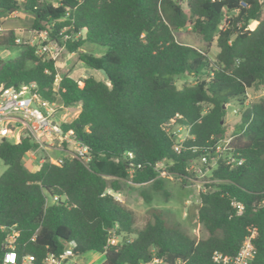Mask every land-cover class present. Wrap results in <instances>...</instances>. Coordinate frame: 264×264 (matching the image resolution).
<instances>
[{
    "label": "trees",
    "instance_id": "16d2710c",
    "mask_svg": "<svg viewBox=\"0 0 264 264\" xmlns=\"http://www.w3.org/2000/svg\"><path fill=\"white\" fill-rule=\"evenodd\" d=\"M245 1L247 7L240 0H0V16L29 12L33 30H46L67 52L106 74L82 77L78 84L64 73L55 85L54 60L38 56L35 46L15 43L12 31L0 35V46L22 47L13 59L0 57V85L35 83L42 98L79 105L62 130L72 129L89 157L59 165L45 157L29 170L23 159L36 143L30 137L0 140L6 165L0 175V260L12 228L20 255L58 253L74 240L77 255L105 252L100 264H146L152 256L169 264H218L214 251L235 255L255 232L250 264H264V96L246 105L247 91L264 85V0ZM249 20L252 26L257 21L253 29L246 28ZM187 25L207 45L215 42L214 58L176 40L174 32ZM85 43L105 52L81 51ZM181 75L193 83L177 87L174 79ZM230 101L248 107L246 122L242 118L231 132L243 163L219 162L200 190L195 218L202 236L195 238L155 211L137 228L134 211L107 191L118 192L129 181L166 193L155 168L164 158L172 160L167 170L185 184L192 177L187 163L226 135ZM176 113V124L189 131L180 153L173 150L167 125ZM53 196L58 200L48 201ZM232 201L242 204L240 213ZM113 229L121 243H108Z\"/></svg>",
    "mask_w": 264,
    "mask_h": 264
},
{
    "label": "built area",
    "instance_id": "2783aa9c",
    "mask_svg": "<svg viewBox=\"0 0 264 264\" xmlns=\"http://www.w3.org/2000/svg\"><path fill=\"white\" fill-rule=\"evenodd\" d=\"M242 7H247L248 4L245 0H240ZM3 14L0 16V32L2 31ZM253 21L249 20L247 27ZM224 25L221 24L220 28ZM41 38V44L35 49V53L43 59L57 60L59 51L52 50L50 43H57L55 40H50L46 30L37 31ZM65 36L64 38H67ZM18 42L17 39H15ZM60 45V44H59ZM61 46V45H60ZM63 47V46H62ZM60 78V77H59ZM59 78L56 76L55 85H57ZM78 84L81 82L79 80ZM237 112L236 109L233 110ZM71 106H66L59 99L47 100L42 98L37 92L35 83L21 85L20 87H5L0 85V140L6 139L12 143H19L23 138L30 137L35 143L36 150H44L46 148L55 147L64 150L66 154L58 157L49 156L48 160L53 164H61L67 159L79 157L88 160L87 147L82 145L74 137L72 129L62 130V124L68 122L71 116ZM179 114L176 113L167 125L170 127V132L173 136V150L180 153L184 150V141L189 137L188 127L176 124V119ZM233 136L224 135L217 138L211 151H207L198 155L197 158L189 161L185 166L187 172L193 168L195 160L206 166L207 172L211 173L219 162L230 167L239 166L243 163V158L238 157L235 153L234 147L231 145ZM63 146L65 148H63ZM196 149H193L195 151ZM44 159L41 160V162ZM172 164L170 158H164L155 164L158 177L165 174H170L167 168H162L163 162ZM212 181V180H211ZM112 194L115 199L119 200L118 193L111 190L107 191ZM58 200L57 196L49 198L48 201L55 202ZM231 205L236 209L237 213L243 210L242 204L232 201ZM18 233L10 228L2 243L3 256L0 264H71V260L77 255L74 251L76 242L71 240L66 243L61 252L54 253L51 251L46 252L43 256L37 257L34 254H18L15 250V240ZM255 232H251L241 242L240 247L235 255H224L219 251L212 253V259L218 264H250L255 255V247L252 239ZM115 230L109 231L108 243H121V239ZM105 252L100 254L104 255ZM73 264V263H72ZM146 264H169L164 262L161 258L152 256ZM173 264H181L180 260H176Z\"/></svg>",
    "mask_w": 264,
    "mask_h": 264
},
{
    "label": "rangeland",
    "instance_id": "374dc122",
    "mask_svg": "<svg viewBox=\"0 0 264 264\" xmlns=\"http://www.w3.org/2000/svg\"><path fill=\"white\" fill-rule=\"evenodd\" d=\"M185 6V4H183ZM264 13V8H263ZM33 16L29 12L21 9L13 10L4 13L1 24L2 31L0 35H8L10 31L13 32L15 43L28 44L38 48L41 44V38L37 31L33 30L31 25ZM256 25V24H255ZM250 28H254L252 23ZM177 41L185 44L195 46L201 50H206L211 58H214L218 51L215 42L207 45L201 37L195 33L190 25L176 30L174 32ZM52 40V39H50ZM52 50L59 51V56L56 62L57 77L68 73L70 77L80 80L82 77L93 75L99 79L103 78V73L100 70H94L84 63H82L76 52L69 53L64 47L57 43H50ZM22 47L20 45L2 47L0 46V57L3 59H13L20 55ZM105 47L95 44L85 43L81 51L91 53L99 56L105 52ZM175 84L181 87L184 83H193V78L189 75H181L175 77ZM264 96V85H259L257 88H252L247 91L246 105L251 101H255L259 97ZM239 106L235 102L230 101L225 107L224 123L227 130L226 135H231V132L236 124L240 123L242 118L246 122L245 113L248 112V107ZM236 109L237 112L233 110ZM70 119H73L77 113L76 107H71ZM63 148H65L63 146ZM37 151V150H36ZM39 151V149H38ZM42 157L53 156L58 157L61 154H66L62 149L55 147L46 148L42 150ZM29 169L34 170L35 165H26ZM169 162L162 163V168H167ZM6 169V165L0 159V175ZM206 166L195 160L193 168L189 171L192 175L188 181L183 184L179 177L170 173L159 176L164 182V189L162 191L154 190L151 184H133L129 181H122V188L118 193V199L128 208L132 209L136 216V227H142L148 220L151 219L150 211L161 212L169 224H178L185 231L190 233L195 238L202 236L199 224L196 221V209L199 204V192L209 184L210 173L207 172ZM147 194L149 198L143 195ZM117 239H121L117 237ZM104 255L100 253L86 252L76 255L71 262L73 264H100L103 261ZM71 263V264H72Z\"/></svg>",
    "mask_w": 264,
    "mask_h": 264
},
{
    "label": "crops",
    "instance_id": "0c3cea01",
    "mask_svg": "<svg viewBox=\"0 0 264 264\" xmlns=\"http://www.w3.org/2000/svg\"><path fill=\"white\" fill-rule=\"evenodd\" d=\"M255 23L257 24V21H255ZM256 25H254V27H255ZM71 107H76L77 108V113H76V115L78 114V112H79V110H80V106L79 105H74V106H71ZM75 115V116H76ZM74 116V117H75ZM57 149V148H56ZM42 155H43V153H42V151L41 150H37V151H29V152H27L26 153V155H25V157H24V159H23V163H24V165L26 166V165H35V169H37L38 168V166L40 165V163H41V160L43 159V158H41L42 157ZM62 155V154H61ZM60 155V156H61ZM27 167V166H26ZM28 168V167H27ZM29 169V168H28ZM34 169V170H35ZM29 170H31V169H29Z\"/></svg>",
    "mask_w": 264,
    "mask_h": 264
},
{
    "label": "water",
    "instance_id": "95a60500",
    "mask_svg": "<svg viewBox=\"0 0 264 264\" xmlns=\"http://www.w3.org/2000/svg\"><path fill=\"white\" fill-rule=\"evenodd\" d=\"M100 71L103 73L104 76L106 75L103 69H101ZM261 157L263 158L264 154Z\"/></svg>",
    "mask_w": 264,
    "mask_h": 264
}]
</instances>
